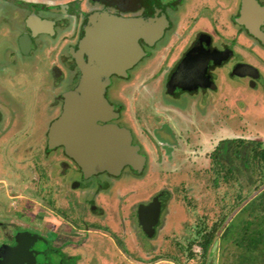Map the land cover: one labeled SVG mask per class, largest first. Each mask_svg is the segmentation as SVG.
I'll return each mask as SVG.
<instances>
[{"label":"flooded vegetation","instance_id":"obj_1","mask_svg":"<svg viewBox=\"0 0 264 264\" xmlns=\"http://www.w3.org/2000/svg\"><path fill=\"white\" fill-rule=\"evenodd\" d=\"M253 1L255 4L248 2L243 5V0H0V24L8 31H16L15 24L19 20L21 29H24L13 35L15 49L8 54L11 58L33 60L34 68L39 63H48L45 73L54 77L53 86L60 83V63L67 72L68 87L61 91L59 87H53L57 90L53 95L56 98L49 105H57L58 111L49 123L60 114L62 93L75 87L79 80L80 71L73 53L79 49L85 28L91 25V15L107 13L122 18H138L147 28L153 26L151 31L160 30L159 36L151 43L141 36L137 38L141 49L139 58L125 70L124 76L110 74L104 90V96L113 111V116L106 122L128 129L131 143L137 144L138 152L144 156L145 166L147 155L142 151V144L135 140L132 123L140 122L143 132L153 131L147 137L155 139L157 144L161 142L160 139L167 138L172 142L181 129L175 130L170 124L171 120H156V112L170 109L178 111L173 101L183 97L189 105L193 103L206 107L215 95H222L226 88L236 83L254 88L259 81L257 48L264 49V43L250 29H258L264 34V0ZM47 26L49 31L45 30ZM69 30L71 34L66 38L62 34L61 40V32ZM81 56L85 62L88 60L85 51L81 52ZM146 56L154 59V63L146 67L147 73L142 66ZM1 70L0 67V73L4 74ZM140 70L143 71L142 76ZM137 76L135 84L138 89H132L129 94L134 110L128 118L123 113L124 103H116L119 97L112 95L109 89L119 85L113 84L116 79L128 82ZM148 81L156 83L154 97H142L139 92ZM8 97L12 100L10 94ZM0 106L1 127L5 111L2 107H6L10 118L15 117L16 112L11 105L0 102ZM15 120L21 127L23 121ZM155 121L159 125L149 127V123ZM9 123L8 128L14 120ZM49 123L43 141L37 135H24L21 142H9L12 145L11 156L17 154L22 160L13 165L16 167L11 164L10 167L6 166L3 174L0 170V207L4 206L3 201L7 198H14L15 206L12 216L7 212L3 215L0 209V216L11 217L7 219V226L0 217V252L4 247L20 245L32 256L35 264H60V256L64 257V264H70L75 259L63 248L70 244L71 239L61 232L65 226H69L68 232L72 228L82 229L83 232L110 230L113 228V219L117 218L121 224L124 220L130 222L141 233L142 225L139 224V228L135 225L138 209L150 204L154 197L159 201L160 219L167 196L162 190L147 198V201L140 199L133 204H127V201V206L122 207L124 209L112 208L111 196L114 192L110 184L113 178L118 179L128 173L133 179L142 175L145 168L136 170L124 166L117 175L103 171L84 176L61 145L49 147L46 135ZM161 143L164 147L167 145L166 142ZM34 144L43 145L40 148L32 147ZM6 171L11 173L8 174L10 177ZM7 180L9 183H6ZM104 190L106 193H103ZM81 203L88 208L91 219L68 215L67 209H77ZM53 210L60 217V222L57 218L56 221H48L42 215L48 211L53 213ZM59 239L60 242H57ZM48 255L51 258L47 262Z\"/></svg>","mask_w":264,"mask_h":264},{"label":"rangeland","instance_id":"obj_2","mask_svg":"<svg viewBox=\"0 0 264 264\" xmlns=\"http://www.w3.org/2000/svg\"><path fill=\"white\" fill-rule=\"evenodd\" d=\"M66 7L68 6L66 5ZM66 11L69 13V10ZM15 29L17 30L8 31L4 25L0 24V67L1 71L4 72V74L0 73V102L4 105H11V108L15 109L14 112H16L15 117L11 116L10 118L9 114L6 113V107H2L5 111H2L3 123L0 127L1 174L5 172L6 166L10 167V164L13 166L15 163L21 162V158L17 154L14 157L11 156L12 145L9 143L10 141L11 143L21 142L24 135H37L43 141L47 124L58 111L57 105H49L52 101L55 102L56 98L53 95L56 94L57 90L53 87H59L61 91L69 85L66 83L68 80L67 72L61 63L60 83L53 86L52 79L54 77L45 73L48 63H39L34 68L35 62L33 60H21L18 57L13 59L8 55L10 51L15 49L13 35L15 32L18 33V30H24L21 29L19 20L16 21ZM47 29L50 30L48 26L45 30L47 31ZM58 33L60 34V31ZM62 34L66 38L71 34V30L61 32V40ZM142 61H144L142 66H144L145 72L148 66L154 63V59H149L147 56ZM256 63L259 67L260 79L254 88L236 83L229 89L226 88L222 95H215L206 107L193 103L189 105L187 99L183 97L173 101L178 106V111L170 109V111L159 112L160 114L156 112V120L158 118L160 121L166 119L165 122L171 120L170 124L175 130L181 129L177 138L172 142L168 138L160 139L161 142L167 143L165 147L161 142H159L161 145H158L159 143L157 144L155 139L147 137L149 132L152 134L153 131L147 132L146 130L143 132L140 122L139 124L132 123V130L136 135L135 140L142 144V151L147 155L145 166L143 163L140 168L143 167L145 170L142 175L133 179L128 173L118 179L113 178L110 184L113 186L110 188L114 192L111 196L112 208L124 209L122 207L127 206L125 205L127 201V204H133L140 199L147 201V198L162 190L167 193V196L165 204L162 205L160 219L157 220L150 234L144 229H141V233L137 232L138 237L136 240H131L130 246L127 247V253L130 255L127 257L117 253L115 248V246H119L117 241H122L117 237L118 235H113V242L117 244L109 245L107 243V247H109L107 250L105 244L102 243L104 242L103 238L97 236L99 233L83 232L82 229L77 230V228H72L68 232L69 226H65L61 232H64V235H68L71 239L70 244L63 248L75 257V261L70 262V264L73 262L74 264H128L125 258H134L136 262L144 264L149 259L156 257L155 252L159 247L161 251L159 256L171 258L173 264H216L218 251L224 252V249L221 248H225L226 254L230 258V261L225 264H248V262L264 264V242L256 249L250 248V251L244 246L236 244L237 233L242 227L246 225L248 229H254L259 225L257 217L251 214L248 204L259 191L264 189V182L257 181L256 175L248 180L246 175L251 174V170H246L244 173L236 169L237 171L234 173L238 177L237 179L235 176H230L224 180L218 178L214 183L215 168L209 156L217 141L223 138L241 136L264 143V49L262 48H257ZM140 71L142 76L143 71ZM137 80L138 76L135 80L128 82L116 79L113 84L119 85L109 89L112 95L119 97L116 103H124L123 113L128 118L131 117L134 110L129 94L132 93V89L134 91L138 89L137 84H135ZM155 85L156 83L152 81L145 82L139 91L141 96L154 97ZM225 85L227 84L225 83ZM9 94L12 100L8 97ZM125 96H128V99ZM140 98L138 97V99ZM10 119L14 120V123L8 128ZM15 119H21L23 127H20L21 124H17ZM155 125H159V122L149 123V127ZM41 145L34 144L32 147L40 148ZM234 163L238 164L239 162ZM226 168L223 166L219 175H223ZM6 173L7 175L11 174L9 171ZM251 181H253L252 184ZM124 182H128L127 185L120 186ZM6 183L9 181L7 180ZM256 184L259 185L255 187ZM103 193H106V190ZM7 199L2 200L4 206L0 209L3 211V215L4 212H7L12 216L15 209L14 198ZM80 205L81 207L77 209H67L68 215L91 219L88 215V208L82 203ZM34 209L32 210L34 211ZM49 210L51 211L50 208ZM50 211L44 212L42 215L48 221H56L55 218H57V221L60 222V217L56 215V212L53 210L54 212L51 213ZM129 211L132 210L129 209ZM3 215L0 216L2 217L1 220L7 226L11 217L7 215L9 217L7 220L8 217L5 218L4 216L3 218ZM121 215L120 213V217ZM222 215L225 218L219 224L210 241L208 247L210 252L202 254L200 246L193 241L199 239L198 235L202 230L208 231L212 225L219 222ZM113 220L114 222L118 221L117 218ZM246 220L250 222L246 224ZM139 222V219L135 222L138 228ZM261 225L263 226L264 223ZM117 226L119 225L117 224ZM98 240L101 241L104 248L101 251H95L92 248V246L97 245ZM57 242H60V239ZM137 245L143 246L145 251L139 249ZM170 249L172 252H169ZM148 252L150 254H147ZM239 253H243L244 257L248 255L249 258L242 257L241 262L244 261V263L238 262ZM46 258L48 262L51 256L48 255ZM63 258L60 256V264H64ZM158 264L167 263L160 262Z\"/></svg>","mask_w":264,"mask_h":264},{"label":"water","instance_id":"obj_3","mask_svg":"<svg viewBox=\"0 0 264 264\" xmlns=\"http://www.w3.org/2000/svg\"><path fill=\"white\" fill-rule=\"evenodd\" d=\"M248 2L255 4L253 0H243V5ZM142 22L107 13L91 15V25L85 28L79 49L73 53L80 77L75 87L62 93L60 114L49 123L46 135L49 147L61 145L84 176L103 171L117 175L124 166L140 170L143 164L144 156L138 152V145L131 143L128 129L106 122L113 111L104 96L109 75L124 76L125 70L139 58L137 38L141 36L151 43L159 36L160 30L151 31L153 26L147 28ZM250 30L264 43L262 32ZM82 51L88 56L86 62ZM158 215L156 197L138 209L140 224L149 234ZM2 249L0 264H35L20 245Z\"/></svg>","mask_w":264,"mask_h":264},{"label":"trees","instance_id":"obj_4","mask_svg":"<svg viewBox=\"0 0 264 264\" xmlns=\"http://www.w3.org/2000/svg\"><path fill=\"white\" fill-rule=\"evenodd\" d=\"M209 156L215 168L214 183L218 178L224 180L230 176H235L237 170L244 173L246 170H251V174L246 175L248 180L256 175L257 181L260 183L264 182V143L261 141L246 139L241 136L223 138L218 141ZM236 161L239 163L235 164L234 162ZM223 166L227 167L226 171L223 175H219ZM235 178L237 179L238 177L235 176ZM252 183L253 181H251V184ZM258 185L259 184H256L255 187ZM248 208H250L251 214L257 217L259 225L254 229H248L246 225L242 227L237 233L238 237H236V244L238 246H244L250 251V248L256 249L257 246L264 242V225H261L264 223V189L259 191L258 194L250 200ZM224 218L225 216L222 215L219 222L212 225L208 231L202 230L198 235L199 239L193 241L200 246L202 254L206 253L215 231L218 229L219 224L223 222L222 220H224ZM249 222L248 220L245 221L246 224ZM245 239L246 242H244Z\"/></svg>","mask_w":264,"mask_h":264},{"label":"crops","instance_id":"obj_5","mask_svg":"<svg viewBox=\"0 0 264 264\" xmlns=\"http://www.w3.org/2000/svg\"><path fill=\"white\" fill-rule=\"evenodd\" d=\"M117 224L119 226H117ZM90 231L91 232H95V233H99V235H97V236L103 238V241L104 242H102V243L105 244V249L109 248V247H107V243L109 245H114V244H117L118 243L119 246H115V248L117 250V253L120 254V256H126V257L129 255L127 253V247L130 246L129 245L130 244V241L131 240H136V237H138V233L135 230V228L130 224V222H127V221H124L123 224H121V221L113 222V228L110 229V230L109 229L108 230L107 229H99V230H90ZM113 235H116V236L118 235L117 237H119L122 241H117V243H114L113 242ZM125 241L127 242L126 245H125ZM83 244H85V243H83ZM137 247L139 249H141V250H144L143 249V246L140 247V246L137 245ZM165 247H166V245H165ZM229 247H231V245ZM92 248H94L95 251L96 250L97 251H101V250L104 249L103 246L101 245V241H99V240L97 242V245L95 247L92 246ZM221 249H224V252L223 251H220V250L218 251L217 257H216V264H225V263H228L230 261L229 256L226 254L227 251H225V248H221ZM156 251L158 252V253L155 252L156 257L154 258V256H153L154 259H149L148 262L147 263H144V264H158L160 262H166L167 264H169V263L170 264H173L171 262L172 261L171 258H165L163 256H159L160 253H161L160 247ZM169 252H172V250L170 249ZM206 252H207V254L210 252L208 250V248H207V251ZM147 254H150V252H148ZM242 255H243V253L242 254H240V253L238 254V259H237L238 262H241L242 257L243 258H249L248 255H246V257H244L245 255H243V256ZM157 256H159V257H157ZM125 261L128 262V264H140L139 262H136V260H134V258H131V259L130 258L129 259H126L125 258ZM241 263H244V261H242ZM248 264H251V263L248 262Z\"/></svg>","mask_w":264,"mask_h":264}]
</instances>
